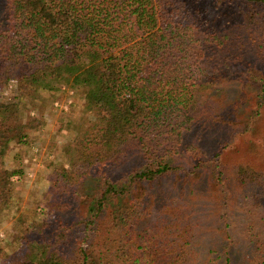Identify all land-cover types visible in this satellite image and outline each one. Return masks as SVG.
<instances>
[{"label": "trees", "instance_id": "obj_1", "mask_svg": "<svg viewBox=\"0 0 264 264\" xmlns=\"http://www.w3.org/2000/svg\"><path fill=\"white\" fill-rule=\"evenodd\" d=\"M229 40L251 52L240 78L258 109L264 0H0V89L12 85L17 95L0 96V209L9 182L24 172L3 166L1 156L8 144L26 143L27 129L42 121L26 118L17 102L28 107L40 91L66 87L79 99L72 105L84 106L62 123L70 155L66 166L51 162L45 216L31 224L42 228V240L24 245L22 234L20 251L0 264H264V237L250 231L254 222L264 226V172L235 166L236 241L201 219L202 201L213 200L198 174L188 177L201 166L200 151L189 143L178 151L191 117L202 111L216 123L214 108L231 95L232 86L211 76L205 61L209 46L223 56ZM207 161L221 182L220 166ZM92 177L99 192L75 218L78 194ZM164 180L171 185L156 188ZM22 215L16 217L27 234L33 229Z\"/></svg>", "mask_w": 264, "mask_h": 264}, {"label": "rangeland", "instance_id": "obj_2", "mask_svg": "<svg viewBox=\"0 0 264 264\" xmlns=\"http://www.w3.org/2000/svg\"><path fill=\"white\" fill-rule=\"evenodd\" d=\"M211 21L212 19L209 17V25L213 24ZM237 43L229 40L225 47L230 49L224 51L223 56L220 52L212 51L216 47H213L212 50L210 46L207 48L205 53L207 71L222 84L228 82L232 86L231 95L219 104V109L214 108L215 114L212 116L218 118L216 123H214L215 121L210 122L209 118H204L205 115L202 111L193 115L187 126L181 131L178 144L179 152L184 150L187 143L191 144L192 152L200 151L197 156L202 159L201 166H196L193 175L188 177L192 181L198 174L200 177L198 185L202 189L207 188L213 200V205H208V203L206 205V201H202L201 208L202 212L204 211L201 217L202 221L206 225L214 222L223 229L227 228L230 230L231 238H235L236 241L239 240L238 226L240 227L241 224V210L236 202L239 189L234 177L241 173L236 171L235 166L247 163L253 169L264 172V105L257 109L249 82L240 78L245 68L250 65L251 52L249 49H238ZM223 58L227 59L226 63L224 60V62L220 61ZM256 65L261 66L258 62ZM249 80L254 81L255 78L250 77ZM0 91V96H3L2 98L6 101L17 96L16 91L9 84H5ZM76 99L79 102L77 94L62 87L54 93L40 91L31 99L28 107L17 102L20 111L26 115V118L37 115L42 121L39 126L35 125L27 129L28 140L26 143L8 144L1 156L3 166L9 168L21 166L24 172L9 182L5 207L0 209V263H6L20 251L18 244H20L22 234H25L22 239L24 245L30 239L42 240L39 237L42 234V228L31 225L32 219L39 220L45 216L46 198L44 194L53 175L51 162L66 166V159L70 153L66 149L68 133L62 127V123L79 117L81 107L84 109L82 103L79 106L72 105ZM50 101L54 105L50 104ZM204 127L205 131H203ZM213 151L218 153L213 155ZM210 157L214 158L220 166L222 179L219 183L215 180L217 178L216 171L212 170L211 162L207 161ZM189 165L190 163L185 166ZM182 171L184 169L181 170V174ZM210 174L214 176L210 178ZM116 176L119 177V175ZM118 180L120 182L122 177ZM187 182L189 183V181ZM169 184L170 182L167 180L160 181L156 188L159 186L167 188ZM136 185L137 188L134 189V192L137 193L138 183ZM83 187L84 189L78 194V210L74 213L75 218H82L86 214L91 205V198L98 194L101 183L92 177ZM153 188L155 189L154 186ZM251 201L254 200L251 199ZM18 212L22 213L26 221L30 222L27 225L28 228L33 229L30 232L27 231V234L23 229L24 224L19 222L16 217ZM254 225L250 231H258L260 237H264V226L258 227L256 222ZM220 227L218 228L220 229ZM241 250L242 244L238 242L237 247L232 249L236 258L240 256Z\"/></svg>", "mask_w": 264, "mask_h": 264}]
</instances>
